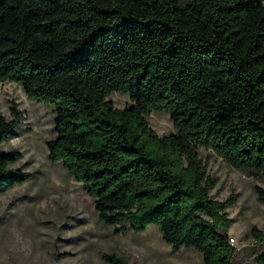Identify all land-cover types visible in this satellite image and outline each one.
Listing matches in <instances>:
<instances>
[{"label":"trees","instance_id":"trees-1","mask_svg":"<svg viewBox=\"0 0 264 264\" xmlns=\"http://www.w3.org/2000/svg\"><path fill=\"white\" fill-rule=\"evenodd\" d=\"M4 83L53 108L48 157L82 184L104 226H154L174 252L243 264L229 241L234 196L211 194L219 179L199 151L264 180V0H0ZM115 94L133 106L114 107ZM153 113L169 114L176 133L159 136ZM20 119L16 107L0 114V197L30 179L3 150Z\"/></svg>","mask_w":264,"mask_h":264},{"label":"rangeland","instance_id":"rangeland-1","mask_svg":"<svg viewBox=\"0 0 264 264\" xmlns=\"http://www.w3.org/2000/svg\"><path fill=\"white\" fill-rule=\"evenodd\" d=\"M108 101L118 109L133 106L119 94ZM11 107L20 111L21 119L3 150L19 155L12 167L30 179L0 197V264H105L102 256L111 253L129 264H204L193 249L174 252L154 226L142 233H116L104 226L82 184L48 157V142L57 136L53 108L29 100L16 84H0V114L11 119ZM147 120L159 136L176 133L169 114L153 113ZM199 153L209 173L219 179L211 194L219 201L234 196L228 214L237 259L258 264L253 257L260 242L254 230L264 237V204L255 187L264 188V180L232 168L212 150L201 148Z\"/></svg>","mask_w":264,"mask_h":264},{"label":"built area","instance_id":"built-area-1","mask_svg":"<svg viewBox=\"0 0 264 264\" xmlns=\"http://www.w3.org/2000/svg\"><path fill=\"white\" fill-rule=\"evenodd\" d=\"M229 241H230V244L237 249L236 242H235V238H233V237L230 236Z\"/></svg>","mask_w":264,"mask_h":264}]
</instances>
